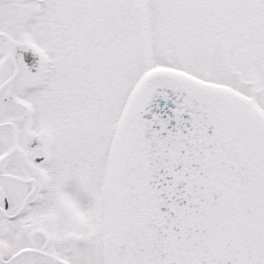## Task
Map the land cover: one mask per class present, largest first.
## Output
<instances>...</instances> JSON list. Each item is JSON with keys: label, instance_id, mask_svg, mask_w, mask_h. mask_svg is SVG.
Returning <instances> with one entry per match:
<instances>
[{"label": "snow or ice", "instance_id": "1", "mask_svg": "<svg viewBox=\"0 0 264 264\" xmlns=\"http://www.w3.org/2000/svg\"><path fill=\"white\" fill-rule=\"evenodd\" d=\"M0 264H264V0H0Z\"/></svg>", "mask_w": 264, "mask_h": 264}]
</instances>
